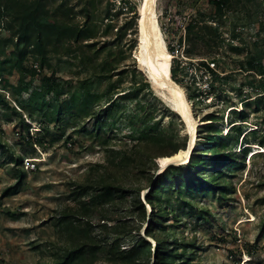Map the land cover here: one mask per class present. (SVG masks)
Returning <instances> with one entry per match:
<instances>
[{
  "label": "rangeland",
  "instance_id": "374dc122",
  "mask_svg": "<svg viewBox=\"0 0 264 264\" xmlns=\"http://www.w3.org/2000/svg\"><path fill=\"white\" fill-rule=\"evenodd\" d=\"M26 1H38L56 19L79 26L90 37L80 43L66 36L61 41L54 37L43 67L41 57L29 56L24 69L19 70L13 48L6 42L11 35L6 19L1 21L0 92L8 105H0V264H51L65 246L54 217L74 207L76 185L90 184L101 172L117 174L129 187L139 189L146 203V219L133 213L129 202L105 209L109 216L128 219L134 236H146L152 216L146 197L153 191L157 175L164 173L158 164L160 157L153 160L157 172L150 169L151 164L140 175L119 171L118 165L136 145L145 142L147 127L156 128L159 134L161 144L150 145L153 153L159 148L178 151L189 143L186 122L173 110L169 92L151 84L135 58L142 0ZM249 1L247 5L244 0H233L228 14L220 18L212 7L220 0H157L167 48L174 47L173 67L174 61L180 62L174 80L185 90L198 122L196 147L203 152L193 149L192 155L204 154L207 159L200 178L208 184L219 178L207 195L188 198L192 207L181 208V200L172 191L161 190L162 197L171 200L165 216L167 233L160 235L169 237L168 249L174 253L170 264H264V145L260 143L264 136V88L259 87L264 79L242 70L263 46L257 24L249 18L256 5ZM197 12L211 15L210 24L221 25L225 42L211 51L201 47L188 54L186 42L179 45V40L184 38L186 20ZM231 40L233 46L228 44ZM204 58L217 59L215 66L210 61L211 69L221 78L214 91L213 76L202 65ZM114 61L117 66H112ZM34 68L37 75L33 76ZM88 88L90 95L86 94ZM197 89L204 91L199 99L193 97ZM117 93H127V98L112 112L108 124L114 130H108L109 143L104 147L95 138V121L87 113L93 109L99 113ZM84 97H90V108L77 107ZM248 101L254 104L247 110V118H236L231 110L241 111ZM24 123L30 126V135ZM233 123L237 130H231ZM207 124L214 126L213 132H206ZM44 128L49 135L41 145L36 144ZM212 136L223 140L233 155V164H218V149L205 148ZM246 147L257 155L252 158L248 153L245 157ZM13 154L23 158L21 165L12 163ZM188 163L178 171L186 170ZM101 219L96 213L93 229L104 238ZM149 240L154 247L155 241ZM133 243L131 237L122 240V249ZM96 264L121 263L101 257Z\"/></svg>",
  "mask_w": 264,
  "mask_h": 264
},
{
  "label": "trees",
  "instance_id": "16d2710c",
  "mask_svg": "<svg viewBox=\"0 0 264 264\" xmlns=\"http://www.w3.org/2000/svg\"><path fill=\"white\" fill-rule=\"evenodd\" d=\"M232 1L220 0L218 4L213 5L214 15H218L220 18L225 17L228 14V6L232 4ZM244 1L247 2V0ZM37 2L0 0V24L1 21L6 19V29L11 34L6 42H9L13 48L19 70L24 69V63L29 56L41 57V67H43L47 49L53 42L54 37H56L57 41H61V38L65 36L73 38L74 43L87 41L86 38L90 37V35L86 37V32L81 28L79 29V26H72L68 22H61V20L56 19L50 9H46L41 3ZM254 4L256 5L254 15H249V18H253L255 24H257L258 34L262 37L263 48L255 59L249 60L243 65L242 70H245L244 72L248 74L255 72L260 79H264V0H254ZM247 5H249L248 2ZM209 18H211V15L197 12V14L191 15L186 20L185 35L184 38L179 40V45L185 41L188 46V54H195L201 47L211 51L213 48L219 47L220 43L225 42L221 38V25L210 24ZM228 44L233 46L235 43L231 40ZM169 48L171 53L174 52V47L170 45ZM210 61L215 66L217 59H205L202 65L213 76L212 90L214 91L215 83L217 81L220 82L221 78L219 74L211 69ZM174 63H176V66L173 67L172 64L171 70L173 79L177 77L180 70V62L174 61ZM107 64L105 62L103 65ZM117 65L116 61L112 64V66ZM36 72L37 70L34 68L32 75L34 76ZM134 72L136 73V71ZM0 75H3L1 69ZM44 79L46 83H49L48 79ZM222 85L220 84L219 89H221ZM259 87L262 90L264 84ZM200 90H195L194 98L199 99V97H202L204 91ZM86 94L90 95L91 89H86ZM116 95L118 96L115 99L111 98L107 107L100 109L99 113L93 112L94 109L87 113L95 121L93 126L95 138L104 147L108 146L109 143L107 138L108 130H114L108 124L111 120L112 112L122 99L127 98L125 97L127 93L121 95L117 93ZM34 99L35 97L33 96L30 101ZM89 99L90 97H84L81 103L80 101L79 103L77 102V107L85 105L86 108H90ZM253 104L252 101H248L245 103V108L241 111H231L236 114V118L245 119L248 116L247 110H250ZM0 105L5 107L8 105L2 92H0ZM62 108L63 105H61ZM256 111H258L257 108L255 109ZM16 113L18 112L16 111ZM60 113L61 110L57 112V115ZM24 127L30 135V126L24 123ZM205 128L206 132L211 133L214 131L212 124H207ZM233 129L237 130L238 128L234 125L231 130ZM42 133V137L37 139L36 144L41 145L49 135L46 128L42 130ZM145 134V142L136 145L130 155H125L123 161H120L121 164L118 165L119 169L117 170H124L127 173L130 171L136 172L140 175L145 174L148 169L147 166L151 164L150 169L157 172L158 167L153 160L159 157L171 156L177 152V149L165 151L159 148L158 151L153 153L150 145L161 144L158 141L159 134L156 128L153 127H147ZM237 134L240 135L241 130H238ZM208 140L210 141L205 143V148L208 150L214 146L218 149L215 155L218 164L229 166L235 162L232 153L223 144V140L221 141L215 136L209 137ZM260 143L264 145V136ZM197 150L194 149V152H203ZM246 150L249 151L250 149ZM245 157H247V154H245ZM11 161L19 166L23 163V158L13 154ZM123 162L124 164H122ZM125 164L133 167L131 169L124 167ZM188 164L189 167L183 171H178L179 168H183V165H170L164 170V173L157 175L156 181L153 183V191L146 197L147 204L152 209V216L149 218L146 228V236H134L132 233L135 229L127 221L128 219L109 216L108 209H105V206L112 205L117 207L121 203L129 202V208L132 209V212H137L139 218L146 219V203L141 200L139 189L129 187V184L124 180H120L117 174L110 175L108 172H101L92 179L90 184L76 185L72 192L75 202L74 207H67L54 217V226L63 235L65 246L60 253L55 254V259L51 264H96L101 257H106L110 261H118L121 264H151L152 259L154 260L152 264H170L169 260L174 256V253L168 249L167 241L169 237L163 238L160 235L163 236L167 233L168 225L165 223L167 220L165 216L171 200L164 199L161 190L168 189L172 191L181 200V208L192 207L188 198L198 197L201 194L207 195L210 190H214L215 183L219 179L217 178L214 181L215 183L211 184H208L206 180H201L199 174L207 168V159L204 154L195 153L191 155ZM117 210H114V212ZM98 212L102 218L101 220L104 221L101 225L104 238L94 234L92 220ZM129 237L134 238L133 245L129 249H122V240H126ZM149 238L155 241L154 247ZM176 256L177 254H175V258H177Z\"/></svg>",
  "mask_w": 264,
  "mask_h": 264
},
{
  "label": "bare ground",
  "instance_id": "6f19581e",
  "mask_svg": "<svg viewBox=\"0 0 264 264\" xmlns=\"http://www.w3.org/2000/svg\"><path fill=\"white\" fill-rule=\"evenodd\" d=\"M139 24L140 38L135 55L139 67L147 74L151 84L169 92L174 104L173 110L186 122L189 133L187 147L179 149L174 155L158 159V164L162 167L161 172H163L170 166L169 164L184 165L190 161L192 151L197 146L198 122L193 115L185 90L172 77L171 70L174 56L167 48L159 24L157 0H142ZM256 155H253L252 158ZM248 260L247 256L246 261Z\"/></svg>",
  "mask_w": 264,
  "mask_h": 264
},
{
  "label": "built area",
  "instance_id": "2783aa9c",
  "mask_svg": "<svg viewBox=\"0 0 264 264\" xmlns=\"http://www.w3.org/2000/svg\"><path fill=\"white\" fill-rule=\"evenodd\" d=\"M32 169L34 168V166L31 167ZM28 169H30V167H28Z\"/></svg>",
  "mask_w": 264,
  "mask_h": 264
},
{
  "label": "water",
  "instance_id": "95a60500",
  "mask_svg": "<svg viewBox=\"0 0 264 264\" xmlns=\"http://www.w3.org/2000/svg\"><path fill=\"white\" fill-rule=\"evenodd\" d=\"M169 165H175L174 163H172V164H169ZM161 166V165H160ZM162 168V167H161Z\"/></svg>",
  "mask_w": 264,
  "mask_h": 264
}]
</instances>
